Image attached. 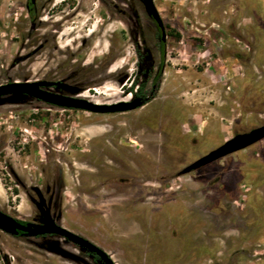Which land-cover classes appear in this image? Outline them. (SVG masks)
Listing matches in <instances>:
<instances>
[{
    "label": "rangeland",
    "instance_id": "obj_1",
    "mask_svg": "<svg viewBox=\"0 0 264 264\" xmlns=\"http://www.w3.org/2000/svg\"><path fill=\"white\" fill-rule=\"evenodd\" d=\"M154 2L167 27V59L148 105L97 115L28 97L0 103V210L32 220V188L62 187L64 222L94 234L118 264H264V140L177 178L264 125V0ZM160 51L142 0H0V86L49 81L95 103L132 100L139 52L157 67ZM119 140L166 151L161 170L153 162L133 171L147 181L139 182L141 197L152 195L145 205L130 195L83 196L117 174L95 165L113 167L105 153ZM62 245L0 231V264H79Z\"/></svg>",
    "mask_w": 264,
    "mask_h": 264
},
{
    "label": "flooded vegetation",
    "instance_id": "obj_2",
    "mask_svg": "<svg viewBox=\"0 0 264 264\" xmlns=\"http://www.w3.org/2000/svg\"><path fill=\"white\" fill-rule=\"evenodd\" d=\"M32 2H34V0H32ZM157 28H158L159 38L161 41L160 62L158 66L157 67L148 66V64H150V61H151V56L147 54H142L141 52H139L138 54V59H137V65H138L137 78L138 79L135 81L137 83L136 89L129 91L131 95L133 96L132 100L140 99L143 103V106L136 110H139L150 103V100L151 98L154 97V94L157 92L159 84L161 83L163 75L165 74V71H166L165 61L167 59L166 48H167V40H168L167 27H165V32H166L165 39H163V30L160 27H158V25H157ZM55 83L58 84L57 82ZM149 86L152 88L150 92L148 91ZM55 88H59L58 85H55L52 89H55ZM132 100L119 101V102L112 103V104H118L121 102H130ZM100 104H107V103H100ZM129 112H132V111H128L124 113H117V114H126ZM108 115H112V114H108ZM153 119L155 122L159 120L158 123L162 124V120H163L162 117L152 118V120ZM150 126L148 128L154 129V130L157 129V127L153 128L151 124ZM166 133L167 131L164 128V134ZM160 135L163 136V134L161 133ZM113 146H115V151H116L114 154L109 153V152L105 153V157L109 158V160L113 163V167L110 168L109 166H106L100 160V161H97L99 162L98 163L99 165L96 162L95 168L101 172H107V170H111L112 172H116L117 174L111 177H106V180L103 179L102 181L98 182V184L95 186L86 188L83 191V196L95 198V199H107V198L114 199L117 197L118 198L121 197L120 195H130L129 197H127V199L130 200L131 204L134 203V204L145 205L147 201H149L150 199L149 197H152V195H150L149 197H141L143 194L145 195L146 193L140 190L139 187H142V186L139 185V182L140 181L144 182L145 180L144 179H143L144 181L142 179L139 180L138 179L139 177L135 176L133 174V171H135L134 169H137V170L140 169V171L145 172L147 170L146 167L150 163H153V162L156 164H154L155 166H152V167L161 170V168L163 167L161 159L162 157H165V154H166V151L163 150V148H161L164 146V144L160 145L161 149L153 153H151V151H147L146 149L145 150H142V148L137 149L136 146H133L132 144H126L124 143L123 140H119L118 144L113 143ZM127 147H133V149L131 150L126 149ZM125 151L129 152L130 154L126 155ZM118 152H121V155ZM122 152H124V154H122ZM145 153H150V154H145ZM156 156H158V159L156 158ZM183 170H181L179 173H181ZM197 171H194V172H197ZM119 174H123V175H119ZM180 177L182 176H177V178H180ZM144 184H147V181H145ZM21 185L23 188L27 187L25 186L23 182H21ZM62 194H63L62 187L48 185L43 190L41 189V187L35 186L32 188V194L30 195V199L32 203L36 205L38 214L36 216H33L32 220L14 218V217L13 218L16 219L23 226H27L29 224L42 225L45 216L49 215L57 225L89 241L90 243H92L93 245L101 249L102 251L106 252L109 255V257L113 260V262L115 264H118L117 261L114 259V257L110 254V252L101 244V242L95 239L96 236L94 234H89L85 229L82 230L81 227L76 224L68 225L64 222L65 217L60 208L64 203ZM136 195L140 197H137L135 199ZM130 216H133V214ZM134 219H136V217H134ZM16 238H21L25 240L59 239L62 242H64L65 246H67L65 247L62 245L59 247L71 253V257L79 264H106L96 252H92L87 247H81L80 245L69 240L68 238L61 237L56 234H46L43 236H38L36 238H28L23 232H19V235ZM58 250L59 249L57 248L56 251ZM133 263L138 264L139 262L133 261ZM139 264H147V261H143Z\"/></svg>",
    "mask_w": 264,
    "mask_h": 264
},
{
    "label": "water",
    "instance_id": "obj_3",
    "mask_svg": "<svg viewBox=\"0 0 264 264\" xmlns=\"http://www.w3.org/2000/svg\"><path fill=\"white\" fill-rule=\"evenodd\" d=\"M142 2L145 5L148 15L156 22L158 27L163 30V39H165V25L154 0H142ZM55 85H58L59 88L66 92H70L71 95L53 92L51 89ZM78 94L79 92L77 89L64 86L60 83L56 84L55 82H13L0 86V103L6 102V99L9 97H28L57 108L84 111L97 115L124 113L136 110L143 106L140 99L109 105L97 102L95 103L84 98H79ZM263 140L264 125L253 129L250 132L237 134L220 147L212 150L209 154L185 168L178 174V176L190 174L223 158L246 150ZM0 231L13 237H17L19 232H23L28 238H36L46 234H56L61 237L68 238L81 247H87L92 252H96L106 264H115L106 252L102 251L82 237H79L57 225L49 215L45 216L42 225L29 224L27 226H23L16 219L0 210Z\"/></svg>",
    "mask_w": 264,
    "mask_h": 264
},
{
    "label": "trees",
    "instance_id": "obj_4",
    "mask_svg": "<svg viewBox=\"0 0 264 264\" xmlns=\"http://www.w3.org/2000/svg\"><path fill=\"white\" fill-rule=\"evenodd\" d=\"M31 7V6H30ZM31 12H32V10H31Z\"/></svg>",
    "mask_w": 264,
    "mask_h": 264
}]
</instances>
